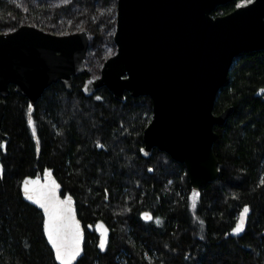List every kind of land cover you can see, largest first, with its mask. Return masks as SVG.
Segmentation results:
<instances>
[{
	"label": "trees",
	"instance_id": "trees-1",
	"mask_svg": "<svg viewBox=\"0 0 264 264\" xmlns=\"http://www.w3.org/2000/svg\"><path fill=\"white\" fill-rule=\"evenodd\" d=\"M84 1L94 23L105 17L116 26L117 0ZM238 2L218 5L213 14H226ZM29 7L34 11L26 19L44 29L42 7ZM22 20L13 1L0 0V32ZM67 20L57 25L61 32L74 30ZM87 28L93 32L96 24ZM88 75L74 76L71 90L52 83L32 108L10 86L6 147L0 149V264H60L45 236L42 210L21 191L25 176L46 169L61 194L75 198L84 225L83 254L75 264H264V49L238 54L217 93L214 112L233 111L215 126L219 175L199 190L185 164L165 151L143 155L150 96L125 92L119 100L105 86L86 94ZM245 207L244 229L232 233ZM144 210L152 211L151 221L142 219Z\"/></svg>",
	"mask_w": 264,
	"mask_h": 264
},
{
	"label": "water",
	"instance_id": "water-1",
	"mask_svg": "<svg viewBox=\"0 0 264 264\" xmlns=\"http://www.w3.org/2000/svg\"><path fill=\"white\" fill-rule=\"evenodd\" d=\"M229 1L117 0V50L105 59L100 74L88 75L83 86L86 94L105 86L119 100L125 92L150 96L153 113L143 131L142 153L149 156L157 148L184 163L194 190L219 175V160L213 151L218 136L215 126L226 122L233 106L215 113L217 93L238 54L264 49V0H251L226 14H213L218 5ZM89 45L87 29L57 34L21 24L0 33V148L6 147L3 117L10 84L28 98L30 108L54 82L60 81L71 90L73 77L88 71ZM3 172L0 159V175ZM25 181H39L37 190L54 192L58 201L71 197L72 214L82 232L75 264L83 254L85 238L75 198L61 194L60 183L50 169L21 181L23 197L43 212L44 233L54 253L45 231L48 217L25 197ZM145 214L153 219L152 211L141 213L143 220L151 221ZM101 228L102 222H98L96 229Z\"/></svg>",
	"mask_w": 264,
	"mask_h": 264
},
{
	"label": "rangeland",
	"instance_id": "rangeland-1",
	"mask_svg": "<svg viewBox=\"0 0 264 264\" xmlns=\"http://www.w3.org/2000/svg\"><path fill=\"white\" fill-rule=\"evenodd\" d=\"M13 1L15 7L21 12L23 17L22 22L19 24H32L26 18L28 11L30 10V5L34 7H42L43 19L48 25L44 26L45 30L51 31L57 34H65L69 32H61L57 28L58 24L63 23L65 19H68V25H73L74 30L87 29L90 36V50L88 57L86 58V66L93 77H96L100 74L101 67L109 56L113 55L117 50V45L114 41V31L115 27L106 24L105 17L102 18L103 22L94 23L97 19L96 17L91 16L90 6L84 0H11ZM45 3V5L43 4ZM245 4V0H239L237 5ZM68 6V7H66ZM66 7V8H64ZM59 14V15H57ZM59 18L56 20L55 17ZM90 18V19H89ZM88 24H96V29L90 31L87 27ZM18 25V26H19ZM35 25V24H33ZM16 26V27H18ZM59 26V25H58ZM16 27H11L2 30L1 32H6L15 29ZM40 27V26H38ZM43 28V27H42ZM95 34V35H94ZM96 38L94 40L93 38Z\"/></svg>",
	"mask_w": 264,
	"mask_h": 264
},
{
	"label": "snow or ice",
	"instance_id": "snow-or-ice-1",
	"mask_svg": "<svg viewBox=\"0 0 264 264\" xmlns=\"http://www.w3.org/2000/svg\"><path fill=\"white\" fill-rule=\"evenodd\" d=\"M250 2L251 0H245V4ZM97 99H99V97H97ZM262 183H264V181H262ZM38 184L39 181H25V197L28 200L34 201L44 209L48 217L45 231L48 240L55 249L56 259L60 261V264H72L81 252L82 232L79 223L75 221L72 214L71 197L63 201H58L57 198H55L54 192L45 193L38 191L35 187V185ZM198 195V193L193 194V207H195ZM248 212L249 209L245 207L240 216V221L234 229L235 233L238 234L243 231ZM145 219H152V217L145 214ZM105 245L106 238L101 239L100 247L103 249Z\"/></svg>",
	"mask_w": 264,
	"mask_h": 264
},
{
	"label": "flooded vegetation",
	"instance_id": "flooded-vegetation-1",
	"mask_svg": "<svg viewBox=\"0 0 264 264\" xmlns=\"http://www.w3.org/2000/svg\"><path fill=\"white\" fill-rule=\"evenodd\" d=\"M238 6H239V5H238ZM0 33H1V32H0ZM11 85H13V84H10V86H11ZM13 86H14V85H13ZM14 88H15V86H14ZM10 90H11V88H10ZM0 149H5V148L1 147Z\"/></svg>",
	"mask_w": 264,
	"mask_h": 264
}]
</instances>
